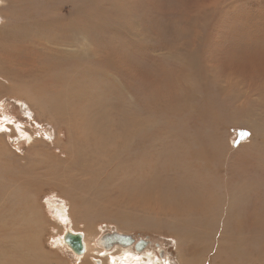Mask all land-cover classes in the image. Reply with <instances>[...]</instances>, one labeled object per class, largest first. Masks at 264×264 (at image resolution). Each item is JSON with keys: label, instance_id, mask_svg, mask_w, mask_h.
<instances>
[{"label": "rangeland", "instance_id": "1", "mask_svg": "<svg viewBox=\"0 0 264 264\" xmlns=\"http://www.w3.org/2000/svg\"><path fill=\"white\" fill-rule=\"evenodd\" d=\"M263 75L264 0H0V186L24 178L0 224H30L0 264H264ZM78 150L154 185L67 186Z\"/></svg>", "mask_w": 264, "mask_h": 264}, {"label": "bare ground", "instance_id": "2", "mask_svg": "<svg viewBox=\"0 0 264 264\" xmlns=\"http://www.w3.org/2000/svg\"><path fill=\"white\" fill-rule=\"evenodd\" d=\"M48 49H46V56H52L54 58H67V57H70V54L68 53H65V52H60V51H57L55 50L53 52L52 49H50L49 47H47ZM241 53V52H240ZM45 54V53H44ZM3 56L2 58H7V55H1ZM17 57V55H16ZM61 61V60H60ZM246 71V70H245ZM262 78L264 79V75L262 76ZM251 87H253L252 84H250ZM257 85H259V87L257 86L258 90L259 89H263L264 88V83H258ZM254 88V87H253ZM247 92V95L250 94L249 92V89L247 90H244ZM251 99V98H250ZM95 109H97V107L95 106L94 107ZM89 109L88 106H86V110ZM93 117H94V120H97L99 119V115H100V112L99 110L97 109L96 112H93ZM4 119L8 120L7 118L4 117ZM245 122V120H244ZM253 123V122H252ZM260 125H261V129H262V132L261 133H256V128L255 127H251L253 128V132L256 133V135L258 136V139H262L264 141V121H262L260 123V121L258 122ZM87 124V123H86ZM245 124L248 126L250 125L249 123V120H246ZM2 125H0L1 127ZM89 128V125L87 126ZM92 131V129H91ZM90 131V132H91ZM94 131V130H93ZM68 132V131H67ZM96 132V131H95ZM97 133V132H96ZM127 136L129 137L130 135L132 136V132H131V128L130 130H127ZM90 135V134H89ZM92 135V134H91ZM118 136V135H117ZM68 137L70 138V130L68 132ZM116 137V136H115ZM117 141V140H116ZM75 148V147H74ZM77 150V149H75ZM79 151V150H78ZM90 150H83V151H79V153L81 154V156H78L80 155L79 153H72L70 155H67L66 158L64 159V162L66 163V170L64 171V177H65V184L67 186H75L77 184H80L82 186H85L87 184H90L93 188V190L95 191V193H98L100 192V190H105L107 188H109V186L111 188H123V187H126V186H131L134 190H141V189H145L147 190V188H150L152 187L153 184V181H152V178H151V175L148 174L147 172L144 171L143 168H145V166L142 164V162H137V163H134L133 165V168L132 170L128 171L126 168H123V171H118L117 167H113L111 161H106L104 159V162L102 163L100 170L98 168H92L93 169V174L91 176H88L86 173H85V168L86 166H90L92 164H98V161L97 158L94 159L88 155ZM65 154V153H64ZM84 156L85 159H83V162L81 164H77V162L75 161V159L77 158H80ZM110 158H111V154H109ZM112 156L113 153H112ZM109 158V159H110ZM1 159V158H0ZM80 160V159H79ZM111 160V159H110ZM1 161V160H0ZM132 161V160H131ZM6 166V165H5ZM194 166V165H193ZM111 167H113V169L111 170ZM7 168V167H6ZM5 168V169H6ZM30 168L28 171H31L32 169L34 170L35 168H33V166L31 167H28ZM132 168V167H131ZM18 169V168H17ZM72 169V171H71ZM147 169V168H145ZM7 170V169H6ZM38 170V167L37 169ZM105 170V171H103ZM4 171V170H3ZM21 171V170H20ZM128 171V172H127ZM10 172V171H9ZM16 170H12L10 173H8L7 171V174H3V175H6L4 176V179H8L10 181V184H9V187H8V183L9 181H7V185H3V187L0 186V211L1 212H6L7 214V211L5 210V206H13V207H17V206H14L13 204H11L9 201L8 203L6 202V197H11V195L13 194L14 196H16V198H18V194L15 190V188L17 189L18 185L17 183L15 184L14 182H18V183H22L24 181V178L22 176L19 177V175H16ZM35 172V171H34ZM37 172V171H36ZM78 173L79 172H83V174L80 175H77V176H80V177H77L75 173ZM120 172V173H119ZM32 173V172H31ZM30 173V174H31ZM40 173V172H39ZM119 173V175H118ZM14 174V176H12ZM19 174V173H17ZM21 174V173H20ZM23 175V174H22ZM42 175V174H41ZM119 176V181H116L117 180V177ZM154 176V175H153ZM174 176V175H172ZM42 178V176H41ZM184 179H182L181 181L187 183L188 181V185L192 184L191 180L192 179H188L186 176H183ZM173 180H177L176 177L173 178ZM170 181V180H169ZM160 183V182H159ZM168 183V182H167ZM43 184H49L47 180H44L43 181ZM168 184H171V183H168ZM174 184V183H173ZM1 185V184H0ZM60 185V184H59ZM14 186V188H13ZM20 186V184H19ZM171 186V185H170ZM174 186V185H173ZM8 188L12 189V193L10 194L9 191H8ZM201 189V188H200ZM190 190V189H189ZM188 190V191H189ZM38 191V190H37ZM191 191V190H190ZM194 191V190H193ZM3 196V197H2ZM15 199V198H14ZM12 200V199H11ZM11 209V208H10ZM61 213V212H60ZM29 217V215H28ZM30 218V217H29ZM4 219V218H3ZM19 219V218H18ZM1 220V219H0ZM6 220V218H5ZM5 220H3V222L0 224V246H7L12 248V252L13 253H16L17 250L19 249H16V241L18 240V237L20 236V230L22 228H30V224L27 223V221L25 222V225L24 226H20V221H9L8 223L5 222ZM75 233V232H74ZM104 242L106 243H110L112 241H109L107 238H103ZM103 240L100 239L98 244L102 245L103 246ZM82 241H83V246H84V251H82L81 253H77L79 255H82L86 252H89L91 249H92V245L89 243V241L85 238L84 235H82ZM11 244V245H8V244ZM69 244V243H68ZM75 252V251H74ZM78 255V256H79ZM123 259V257H122ZM129 260L128 258L124 260V264L125 263H128ZM120 262L119 261H116L115 262V259L112 258L111 259V264H119Z\"/></svg>", "mask_w": 264, "mask_h": 264}, {"label": "water", "instance_id": "3", "mask_svg": "<svg viewBox=\"0 0 264 264\" xmlns=\"http://www.w3.org/2000/svg\"><path fill=\"white\" fill-rule=\"evenodd\" d=\"M81 233H73L67 232L65 235L66 241L69 243V246L72 248L73 251L76 253H81L84 251L83 241H82ZM107 238L112 243H106L105 248L110 249L112 245H122V246H131L133 245L138 251H140L146 244L148 243L145 239L136 240V238L127 233H120V232H109L101 236L102 238ZM97 261V259H96Z\"/></svg>", "mask_w": 264, "mask_h": 264}]
</instances>
